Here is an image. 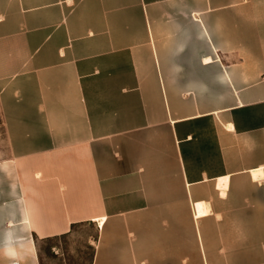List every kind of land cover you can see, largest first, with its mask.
<instances>
[{"label": "crops", "instance_id": "0c3cea01", "mask_svg": "<svg viewBox=\"0 0 264 264\" xmlns=\"http://www.w3.org/2000/svg\"><path fill=\"white\" fill-rule=\"evenodd\" d=\"M0 109V264H264V0H0Z\"/></svg>", "mask_w": 264, "mask_h": 264}, {"label": "rangeland", "instance_id": "374dc122", "mask_svg": "<svg viewBox=\"0 0 264 264\" xmlns=\"http://www.w3.org/2000/svg\"><path fill=\"white\" fill-rule=\"evenodd\" d=\"M80 1L83 2V0ZM3 123L0 109V149L2 151L5 149ZM97 232L94 225L82 224L76 226L71 233L65 236L39 241L41 264H92Z\"/></svg>", "mask_w": 264, "mask_h": 264}, {"label": "bare ground", "instance_id": "6f19581e", "mask_svg": "<svg viewBox=\"0 0 264 264\" xmlns=\"http://www.w3.org/2000/svg\"><path fill=\"white\" fill-rule=\"evenodd\" d=\"M226 180H227V179H226ZM221 181H224V179L221 180ZM226 183H227V182H226ZM221 185H222V184H220V186H219L220 188H221ZM223 186H226V187H227V185H223ZM223 186H222V187H223ZM202 204H203V203H202ZM202 206H203V205H201V207L198 206V213H199V215H202V214L205 212V211H203L204 209H203V210L201 209ZM204 208H206V207H204ZM208 212H209V211H208ZM104 220H105V219L100 220V224H101V225H103Z\"/></svg>", "mask_w": 264, "mask_h": 264}]
</instances>
